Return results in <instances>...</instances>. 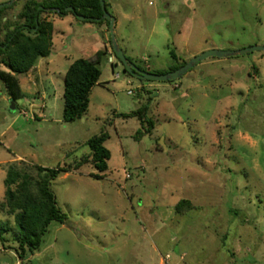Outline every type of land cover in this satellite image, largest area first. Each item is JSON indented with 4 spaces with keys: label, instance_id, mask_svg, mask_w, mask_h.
Instances as JSON below:
<instances>
[{
    "label": "rangeland",
    "instance_id": "374dc122",
    "mask_svg": "<svg viewBox=\"0 0 264 264\" xmlns=\"http://www.w3.org/2000/svg\"><path fill=\"white\" fill-rule=\"evenodd\" d=\"M106 2L120 48L151 73L177 63L171 51L181 63L264 46V0ZM49 12L52 53L19 76L15 110L0 80V203L11 164L33 174L34 165L74 166L102 132L111 159L105 178L86 164L53 181L66 221L53 222L24 262L0 242V264H264V51L208 58L173 82L141 81L114 56L106 24ZM104 45L88 112L67 123L66 72ZM143 105L154 129L137 139L139 119L118 116ZM183 199L193 208L178 214Z\"/></svg>",
    "mask_w": 264,
    "mask_h": 264
},
{
    "label": "trees",
    "instance_id": "16d2710c",
    "mask_svg": "<svg viewBox=\"0 0 264 264\" xmlns=\"http://www.w3.org/2000/svg\"><path fill=\"white\" fill-rule=\"evenodd\" d=\"M21 1L24 4L20 12L13 17H7V11L16 7ZM105 6L108 7L106 0ZM40 7H43V10H40ZM69 7H73L74 10L67 11ZM50 9H59L60 12H49V14H56L59 17L69 14L76 17L80 15L89 18L87 22L100 26L106 24L109 28L106 19L97 21L103 17L100 0H17L13 6L0 10V64L7 68L5 71H0V80L14 103L23 95L19 76L27 75L34 69L39 59L48 58L52 53L53 22L44 17L46 11ZM105 55V51L99 50L94 59H78L69 66L65 75L63 95L65 122H75L88 112L92 91L100 85L102 75L100 63ZM171 55L177 63L158 74L176 71L188 62L180 63L173 51ZM138 68L151 73L149 69L139 66ZM124 72L133 78L125 69ZM148 111L149 106L143 105L137 111L119 114L118 117L139 119L142 126L137 132L136 138L139 139L150 134L154 129V123L147 117ZM108 139L109 135L106 132L90 138L86 143L90 154L74 166L48 169L34 165L35 174L16 164L8 167L0 213L12 216L13 222H0V242L4 249H13L21 262L27 260L29 254L33 255L40 249L50 225L53 222L63 223L67 219L66 214L58 207L56 196L51 189L52 182L62 174L79 171L86 164H92L100 173L94 178H105L109 169L108 161L111 159V152L105 146ZM192 208V203L183 199L178 202L175 211L180 214ZM8 236L12 237L13 246H6Z\"/></svg>",
    "mask_w": 264,
    "mask_h": 264
},
{
    "label": "water",
    "instance_id": "95a60500",
    "mask_svg": "<svg viewBox=\"0 0 264 264\" xmlns=\"http://www.w3.org/2000/svg\"><path fill=\"white\" fill-rule=\"evenodd\" d=\"M17 0H10L8 2L0 4V10L6 7H11L15 4ZM102 10H103V17L101 19H97V21H101L102 19H106L109 22V31L111 33V44L113 51L115 53V56L122 62L124 65V69L127 73L131 74L134 78H137L141 81H158V82H168V81H176L181 79L183 76H185L190 70H192L195 66H197L200 62L211 58V57H217V58H231V57H239L246 55L248 53L254 52V51H264V46H254L247 49H242L238 51H219V50H211L208 52H205L199 56H196L189 62H187L184 66L180 67L176 71H171L165 74H155V73H149L142 71L138 68L136 64L131 62L123 50L120 48L116 36H115V25H116V19L111 16L106 9L105 6V0H100ZM40 10H43V7H40ZM73 7L67 8V11H73ZM50 12H60L59 9H50ZM79 19L83 21L89 20V18L84 16H78ZM12 110H15V103L12 102Z\"/></svg>",
    "mask_w": 264,
    "mask_h": 264
},
{
    "label": "crops",
    "instance_id": "0c3cea01",
    "mask_svg": "<svg viewBox=\"0 0 264 264\" xmlns=\"http://www.w3.org/2000/svg\"><path fill=\"white\" fill-rule=\"evenodd\" d=\"M104 50H105V45H104V48H103V50H101V51H104ZM111 60H113V58H112V57H110V61H111Z\"/></svg>",
    "mask_w": 264,
    "mask_h": 264
},
{
    "label": "built area",
    "instance_id": "2783aa9c",
    "mask_svg": "<svg viewBox=\"0 0 264 264\" xmlns=\"http://www.w3.org/2000/svg\"><path fill=\"white\" fill-rule=\"evenodd\" d=\"M111 61H113V60H111ZM127 178H130V175L129 174L127 175Z\"/></svg>",
    "mask_w": 264,
    "mask_h": 264
}]
</instances>
